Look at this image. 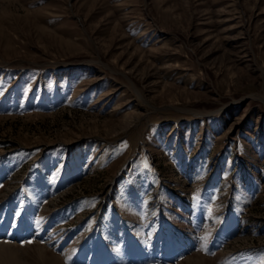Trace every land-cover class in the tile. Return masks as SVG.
Returning a JSON list of instances; mask_svg holds the SVG:
<instances>
[{
	"label": "rangeland",
	"instance_id": "374dc122",
	"mask_svg": "<svg viewBox=\"0 0 264 264\" xmlns=\"http://www.w3.org/2000/svg\"><path fill=\"white\" fill-rule=\"evenodd\" d=\"M0 246L264 264V0H0Z\"/></svg>",
	"mask_w": 264,
	"mask_h": 264
},
{
	"label": "bare ground",
	"instance_id": "6f19581e",
	"mask_svg": "<svg viewBox=\"0 0 264 264\" xmlns=\"http://www.w3.org/2000/svg\"><path fill=\"white\" fill-rule=\"evenodd\" d=\"M34 205H35V204L32 203L30 207L33 208ZM32 208H30V209H32ZM35 208H36V207H35ZM44 208H46V207L44 206ZM33 211H34V209H33ZM25 233H28V234H29V233H31V230L28 228V230L25 231ZM34 233H35V232H34ZM16 234H17V233H16ZM22 234H23V233H22ZM39 234H40V233H39ZM31 237L34 238V237H35V234H32ZM33 238H32V239H33ZM4 241H5V240H4ZM5 242H6V241H5ZM9 242H11V241H9ZM35 242L38 243V244L40 243L38 240H36ZM47 243H51V242H50V241H48V242L46 241V242H45V245H47ZM52 243H53V242H52ZM0 247H1V246H0ZM5 247H6V246H5ZM0 249L2 250V247H1ZM1 250H0V253H1ZM45 251H46V250H44V248H43L42 246H41V247H40V246L38 247V254H40L42 257L45 256ZM2 252L4 253L5 251H2ZM46 253H47V252H46ZM1 254H2V253H1ZM1 254H0V255H1ZM13 254H14V253H13ZM15 254H16V253H15ZM15 254H14V256H15ZM1 256H2V255H1ZM8 256H9V255H8ZM5 257H6V256H5ZM61 257H62V256H60V258H59L58 256H57V257H56V256H55V257L52 256V257H50V258H52V260L54 261V263H56V264L58 263V264H59V263L62 262V261H61V260H62ZM3 258H4V256H3ZM6 258H7V257H6ZM13 258H14V257H13ZM15 258H16V257H15ZM50 260H51V259H50ZM52 260H51V261H52Z\"/></svg>",
	"mask_w": 264,
	"mask_h": 264
}]
</instances>
